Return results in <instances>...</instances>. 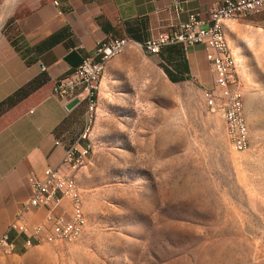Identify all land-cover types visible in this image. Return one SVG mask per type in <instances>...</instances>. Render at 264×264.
<instances>
[{"label": "rangeland", "instance_id": "obj_1", "mask_svg": "<svg viewBox=\"0 0 264 264\" xmlns=\"http://www.w3.org/2000/svg\"><path fill=\"white\" fill-rule=\"evenodd\" d=\"M18 1L0 0V14ZM252 33L239 59L229 47L248 152L229 148L198 83L170 82L156 57L129 46L100 80L91 151L76 173L83 235L0 264H264V28Z\"/></svg>", "mask_w": 264, "mask_h": 264}, {"label": "crops", "instance_id": "obj_2", "mask_svg": "<svg viewBox=\"0 0 264 264\" xmlns=\"http://www.w3.org/2000/svg\"><path fill=\"white\" fill-rule=\"evenodd\" d=\"M222 1L19 0L13 9L12 4L3 8L0 103L30 83L34 89L0 114V235L29 197L28 176L42 179L47 168L66 172L61 166L64 150L85 126L84 103L66 111V104L51 94L54 83L69 77L82 58H94L98 42L129 39L133 41L131 46L138 47L159 35L171 34L191 14L205 16L212 4ZM263 28L264 14L225 24V38L234 58L248 51L250 40L259 39L252 29ZM176 46L182 50L187 66L186 73H174L176 77H182L183 82L193 80L205 88L210 67L204 48ZM166 48L150 57H156L164 66ZM233 66L236 74L234 60ZM45 214L33 210L22 218L34 225L42 222Z\"/></svg>", "mask_w": 264, "mask_h": 264}, {"label": "built area", "instance_id": "obj_3", "mask_svg": "<svg viewBox=\"0 0 264 264\" xmlns=\"http://www.w3.org/2000/svg\"><path fill=\"white\" fill-rule=\"evenodd\" d=\"M263 13L264 0H223L222 3L212 4L205 16L201 13L191 14L171 34L159 35L140 44L141 52L148 56H156L161 49L171 45H180L184 49L193 46L204 48L205 59L213 75V85L210 89H202L203 101L210 112L221 115L227 144L236 153L249 151V134L243 132L242 96L236 90L233 74L229 71L228 51L216 34L215 20L220 16L247 20ZM123 42L133 41L110 38L98 42L94 58H82L69 77L54 83L52 96L65 104L72 100L84 103L85 126L79 137L64 150L61 166L66 172L47 168L42 179L28 176L29 197L10 222L7 231L0 235V257L15 255L30 243L71 244L83 235L86 224L79 221V211L83 209L82 196L77 183L68 180V172L76 164H85L90 154V139L81 142V135H84L87 124L93 123L95 118L96 92L101 80L99 67L105 58L116 53L117 45ZM55 145L60 146V143L55 142ZM33 210L45 211V218L40 223L28 225L22 215Z\"/></svg>", "mask_w": 264, "mask_h": 264}, {"label": "bare ground", "instance_id": "obj_4", "mask_svg": "<svg viewBox=\"0 0 264 264\" xmlns=\"http://www.w3.org/2000/svg\"><path fill=\"white\" fill-rule=\"evenodd\" d=\"M8 10V9H7ZM5 12H2L0 14V21H1V18L5 15ZM236 19V17H233V16H220V18L216 19L215 20V30H216V34L217 36L221 39V41H223V45L224 47L227 49L228 53H227V60L229 62V71L232 72L233 74V77H234V80H235V87H236V90L239 91V82L237 80V76L234 72V66H233V58H232V54H231V51L229 49V46H228V43H227V40L225 38V34H224V27H225V24L227 22H230L232 20ZM129 46H131V42H123L122 44L120 45H117L116 47V53H113L111 55H109L108 58H105V61L102 62V65L99 67V77L100 79L102 78L105 70H106V67L107 65L110 63V61L119 56L121 53H123V51L128 48ZM138 47L141 48V46L139 45ZM241 115H242V121H243V132L244 133H247L248 134V128H247V124H246V120H245V116H244V109H243V104H241ZM94 119L93 118V122H94ZM92 124L93 123H88L87 124V129L84 131V135H82L81 137V141H86L88 140V137L91 133V127H92ZM89 156V154H88ZM85 164H76V166H72L71 169L69 170L68 172V180L73 182V183H77V180H76V173L84 166ZM79 221L81 222V224H84V215H83V210L80 209L79 211ZM40 243L42 242H34V243H30L29 246L27 247H31L32 245H39ZM26 247V248H27Z\"/></svg>", "mask_w": 264, "mask_h": 264}, {"label": "trees", "instance_id": "obj_5", "mask_svg": "<svg viewBox=\"0 0 264 264\" xmlns=\"http://www.w3.org/2000/svg\"><path fill=\"white\" fill-rule=\"evenodd\" d=\"M162 50V49H161ZM166 57L162 58L164 66L161 64V68L170 82H183L182 77H176L174 73L182 71L186 73L187 66L183 59L182 50L176 45L167 46L164 50ZM34 89L33 84H28L25 87L18 90L14 95L0 103V114L4 111L14 107L19 101L24 99Z\"/></svg>", "mask_w": 264, "mask_h": 264}, {"label": "water", "instance_id": "obj_6", "mask_svg": "<svg viewBox=\"0 0 264 264\" xmlns=\"http://www.w3.org/2000/svg\"><path fill=\"white\" fill-rule=\"evenodd\" d=\"M79 105L78 100H72L68 104L65 105V110L66 111H71L73 108Z\"/></svg>", "mask_w": 264, "mask_h": 264}]
</instances>
